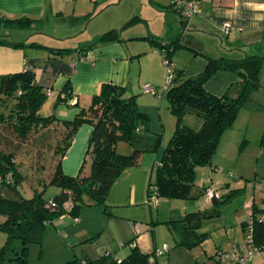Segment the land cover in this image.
Returning a JSON list of instances; mask_svg holds the SVG:
<instances>
[{
    "label": "trees",
    "instance_id": "16d2710c",
    "mask_svg": "<svg viewBox=\"0 0 264 264\" xmlns=\"http://www.w3.org/2000/svg\"><path fill=\"white\" fill-rule=\"evenodd\" d=\"M148 1L151 3V0ZM170 6L173 12L181 17L180 9L174 5L173 0ZM133 23L132 19L123 28ZM30 24L31 21L27 18L16 20L0 18L2 29L9 26L21 29L29 27ZM118 35L119 30H110L103 33L98 41H117ZM141 40H147L160 51L165 50L166 53L163 55L165 54L169 61L173 51L181 47L172 46L173 44L161 45L151 37ZM0 44L14 48L24 45L6 39H0ZM93 46L82 47L78 53L85 57L87 49ZM47 49L53 55L72 53L69 49ZM262 61H264L262 56H249L243 59L209 58L205 69L194 77H184L182 70L173 68V76L166 84V99L169 112L176 118V126L163 149L161 159L155 165L154 179L147 186V200L153 192L157 197L166 199L189 200L200 196L195 187L196 167L211 165L222 134L232 126L248 92L258 85L257 74ZM219 70L230 71L239 76L240 88L237 96L230 97L227 93L216 96L205 90L204 84ZM70 90L71 86L67 82L57 102H66L70 98ZM154 93L157 91L154 90ZM61 94H64L62 98ZM126 94L127 88L104 83L86 109H82L72 121L62 123L65 128L61 133L63 145L54 147L55 154L60 150V158L69 148L73 135L81 125L87 124L92 127L86 149V155H89L91 160L90 172L87 176H81L80 173L76 176L66 175L62 171L61 161L58 160L49 180L43 186H54L60 192L48 199L44 198V190L34 191L32 197L28 199L22 197L17 190L21 175L16 168L13 154L0 151V184L9 191L8 194L0 192V216L3 218L0 221V230L6 232L8 236L4 248H7L11 239L21 241L20 256L16 254L15 259L13 258L20 264L26 262L24 255L27 243L39 242L44 226L66 212L76 213L83 204H86L102 206L106 214L111 215L106 199L113 184L125 169L138 167L142 155V150L139 149H135L130 155H121L116 151V145L121 141L134 144L139 141L140 131L142 129L147 131L148 117L140 111L137 95ZM46 97V92L36 85L34 73L31 71L0 75V101L6 109L0 111V124L10 126L23 140L27 139L29 134L48 128L56 123V119L53 115L43 117L39 114ZM191 113H195L201 119V126L197 129L184 122V118ZM261 142L264 144V136ZM7 175L10 176L9 180L6 178ZM226 200L219 197L211 201L219 205ZM68 203L71 205L69 208L66 207ZM218 214V209L198 211L187 213L181 220L164 223L174 228L179 237V246L193 248L207 238L206 234L197 233L201 221ZM249 222L252 225L254 242L261 247L264 245V207L252 205L250 218L242 225L243 235ZM91 241L90 239L82 243ZM156 250L144 253L133 245L122 259L116 257L114 253L106 252L97 258H73L62 264H158L156 258L159 256L155 255ZM2 260L1 252L0 261Z\"/></svg>",
    "mask_w": 264,
    "mask_h": 264
},
{
    "label": "rangeland",
    "instance_id": "374dc122",
    "mask_svg": "<svg viewBox=\"0 0 264 264\" xmlns=\"http://www.w3.org/2000/svg\"><path fill=\"white\" fill-rule=\"evenodd\" d=\"M158 1H160V6L156 4ZM171 3L172 0H151V4L148 0H92V8L83 12L78 21L72 16H66L58 21H47L42 26H38L49 34L52 30H56V34L63 37L58 39V42L62 43V48L74 50L98 42L99 37L108 32L110 28L113 29L122 24L125 26L132 21L133 15L142 14L141 10L147 14L145 6L155 9L160 7L159 9L162 10V5H171ZM160 16L162 21L169 19V17ZM169 23H171V18ZM169 23L166 22L167 25ZM6 29L14 36L24 31L26 35L31 34L32 31L30 39L40 36L35 34L39 28L34 30L27 26L21 28L23 31H16L21 29L9 26ZM0 39L3 38L0 36ZM162 66L163 80L159 82L158 88H152L157 93L146 92V86H142V92H140L141 88L137 85L136 76L130 81L131 89L129 88L126 94L128 96L139 92L137 93L138 103H140V98L144 99L145 106H142L144 110L148 109L146 115L149 130L141 132L139 141L134 144L121 141L116 145L118 146L116 151L119 154L125 153V150L120 149L121 147L127 148L129 152L121 155H130L135 149L142 150L139 168L145 171L147 176L150 174V181L154 179L155 163L162 157L163 145L169 139L174 129L173 124L176 123V118L167 107L168 68L163 63ZM257 83V87L248 92L232 126L222 134L212 158L211 169L209 166L196 167L195 173H198L195 178V187L200 194L197 199L175 201L178 199L157 197V205L149 207L147 195H144L145 208L139 209L138 207V210H134L125 206L108 207L112 217L106 214L102 206L83 204L76 213L66 212L51 223H47L39 242L27 243L24 255L25 264H62L73 258H82L85 255L93 258L106 252L123 258L129 253L128 243L135 238L128 231L127 224L133 225L134 221L136 224L133 227L137 226L142 233H147L150 241H154L153 237H155L159 245L157 250L164 245L169 248L167 255L158 258L161 264H183L185 257L192 254L204 256L206 258L204 264H218L215 257L209 256L211 249L213 251L215 248L214 245L221 243L224 249L225 243L229 245L233 240H241V221H247V218H250L252 205L258 208L264 207V190L261 188V182H264V144L261 142L264 136V61L257 74ZM45 91L47 97L39 110L41 116L49 110L48 102L52 96L49 88ZM5 110L3 102L0 101V111ZM160 111L161 116H169L172 120L169 132L168 122L170 121L168 119L165 128L160 126ZM199 119L195 113H191L184 118V122L194 127L198 125ZM61 138V132L52 125L29 134L28 138L23 140L13 132L10 126L0 124V151L13 154L16 168L21 175L17 190L22 197L28 199L32 197L34 191L44 190V198L48 199L60 192L56 193L57 188L54 186H43V184L49 180L60 159V150L58 154H55L54 147L63 145ZM143 157L146 158L144 163H142ZM210 174L212 179H210ZM207 185L213 186L218 196L227 200L219 205L214 204L207 198V189H205ZM0 192L9 193L7 187L1 184ZM175 202L201 205L203 208L200 212L219 210L217 216L207 217L201 221L197 233L206 232L208 234L201 244L193 248L178 247L179 237L174 228L163 223L165 215L169 213L167 211L169 207L173 206L175 210L178 209ZM2 220L0 216V221ZM133 231L134 234L138 233L135 228ZM7 237L6 232L0 230V253L2 252L3 255L0 264H20L14 259L16 254L18 256L21 252L22 243L19 239H11L7 248H4ZM90 239L91 242L80 243V240L85 242ZM252 264H264V249L252 258Z\"/></svg>",
    "mask_w": 264,
    "mask_h": 264
},
{
    "label": "crops",
    "instance_id": "0c3cea01",
    "mask_svg": "<svg viewBox=\"0 0 264 264\" xmlns=\"http://www.w3.org/2000/svg\"><path fill=\"white\" fill-rule=\"evenodd\" d=\"M159 2L156 4L160 6ZM149 4L151 3L149 2ZM92 6V0H0V18L2 20L27 18L31 21L29 27L34 30L39 28L35 34L40 35L38 38L30 39L32 31L29 35H26L24 31L14 36L7 31L8 29L0 28V36L3 39L24 44L16 48L0 44V75L22 71L33 72L36 85L44 91L49 88L52 95L48 102L49 110L44 113L43 117L53 115L56 123L52 126L61 133L65 131L62 123L72 121L82 109H86L91 103V98L99 93L101 85L104 83L125 87L128 91L130 81L137 76L139 88L142 86L158 88L164 75L162 55L166 52L165 50L160 51L153 47L150 42L141 40V38L151 37L161 45L181 46L173 51L170 61L176 69L182 70L184 77H194L200 74L205 69L209 58L264 57V0H198V12L192 15L187 25L181 17L173 12L170 5H162V10L159 9L160 7L155 9L145 6L146 12L148 11L147 14L141 10L142 14L133 15V24L125 28L122 24L108 30H119V40L94 42L92 44L94 46L87 49L85 57H81L82 53H78L80 48L72 50V53L69 54H51L47 48L65 49L62 48V43L58 42V39L63 37H59L56 30H52V35L46 33L47 31L40 26L47 21H58L66 16H72L78 21L81 14L90 10ZM160 15L171 18V23H169V19L162 21ZM127 41L129 42L126 43ZM67 82L71 86L70 98L66 102L58 103V96ZM239 83L240 78L235 73L219 70L204 84V88L216 96L227 93L230 97H235L240 88ZM139 90L142 92V88ZM60 96L62 98L64 94ZM143 103V98H140V103L137 99V105L139 109L141 108L140 111L146 114L148 109H143L145 106ZM149 116H151L150 113ZM159 118L160 126L163 128L168 122L167 119L170 121L168 122L169 132L171 118L165 115L164 117L161 116V111ZM198 121V125H194V127L190 123L186 124L197 129L201 126V119ZM175 126L176 123L173 124L174 129L169 139L175 130ZM146 128L148 131L147 125ZM91 131L92 127L84 124L73 135L69 148L59 159L64 174L69 176H76L78 173L81 176L89 174L91 160L89 155H86V149ZM143 131L145 130L142 129L140 133ZM169 139L163 145V149ZM117 148L118 146H116V150ZM120 149L125 150V153L120 154L129 153L127 148L121 147ZM145 161L146 158L143 157L142 163ZM139 166L125 169L116 180L106 199L108 207L125 206L134 210H138V207H140L139 209L145 208L144 195H147L148 183L152 181H150V174L147 176L146 172L140 170ZM209 167L211 169V165ZM210 179H212L211 174ZM205 189L214 190L213 186H208ZM59 191L57 189L56 193ZM175 203L178 209L175 210L173 206L169 207L167 209L169 213L167 216L165 215L163 223L170 220H181L187 213L198 212L203 208L201 205L190 204V202ZM70 206V203L66 204V207L69 208ZM110 216L112 217V215ZM245 221H241V240H233L229 245L225 243L224 249L220 245V240V244L214 245L213 251L211 249L209 256L215 257L217 252L230 254L234 246L243 241L242 225ZM135 224L134 221L133 225ZM133 225L127 224L128 231L135 237L132 244L129 245L128 243L129 249L136 245L144 253L156 250L159 245H157L155 237H153L154 241H150L149 235L145 232L142 233L141 229L139 233L134 234ZM167 228L170 229V227ZM203 233L208 236L206 232ZM82 242L80 240V243ZM178 242L179 239H177ZM178 247L184 248V246L179 245ZM168 252L169 248L165 254L156 258L158 264H161L158 258L167 255ZM180 255L182 254L180 253ZM84 257L90 258L87 255ZM204 260L206 258L201 254H192L185 257L183 264H201L200 262L204 264ZM216 262L218 264H231L228 260L224 262L217 260Z\"/></svg>",
    "mask_w": 264,
    "mask_h": 264
},
{
    "label": "built area",
    "instance_id": "2783aa9c",
    "mask_svg": "<svg viewBox=\"0 0 264 264\" xmlns=\"http://www.w3.org/2000/svg\"><path fill=\"white\" fill-rule=\"evenodd\" d=\"M173 3L178 9H180L181 18L183 19L186 25L187 22H189V20L191 19L192 15L198 12V0H173ZM225 32H227V29H225ZM163 64L168 68L166 82V84H168L173 76L174 65L165 56L163 59ZM145 91L154 93V90L150 86H146ZM6 178L7 180H9L10 176L7 175ZM261 183V188L262 190H264V182ZM206 195L207 198L210 200L214 198L218 199L220 197L213 189H207ZM147 204L149 207H155L157 205V196L154 192L148 197ZM134 228L139 233L138 227L135 226ZM243 236V241L240 244L235 245L230 254L225 252H217L215 255L216 260L220 262L228 260L231 264H250L252 258L256 254H258L262 249H264V245L259 247L255 244L253 239V230L251 222L246 225V229L244 231ZM167 250L168 247L164 245L162 248L156 250L155 255L160 256L162 254H165Z\"/></svg>",
    "mask_w": 264,
    "mask_h": 264
}]
</instances>
